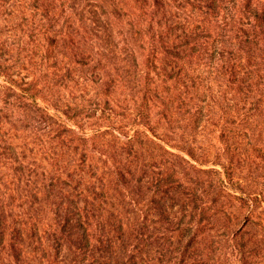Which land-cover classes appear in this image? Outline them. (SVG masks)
<instances>
[{"label":"rangeland","instance_id":"374dc122","mask_svg":"<svg viewBox=\"0 0 264 264\" xmlns=\"http://www.w3.org/2000/svg\"><path fill=\"white\" fill-rule=\"evenodd\" d=\"M64 218L127 264H264V0H0V261L22 228L93 264L43 250Z\"/></svg>","mask_w":264,"mask_h":264},{"label":"trees","instance_id":"16d2710c","mask_svg":"<svg viewBox=\"0 0 264 264\" xmlns=\"http://www.w3.org/2000/svg\"><path fill=\"white\" fill-rule=\"evenodd\" d=\"M63 228L58 231V234L60 235L56 239L58 240L57 246L55 245H48L47 248H43V250H46L49 252V250H52V253H54L55 256H59L62 253V250H64L65 246H68V249H75L78 250L79 253L83 252V255H86L89 257V260L93 262V264H127L125 262L126 256H128L127 251L125 247L122 246V244H119L118 241H120L119 238L116 240L113 239L109 233L103 234V239H100L97 241L96 244L90 243V239L86 236V246L81 245L82 241V234L77 231V227L75 225H72V220L70 218H64V225ZM8 230H2L0 232V240L2 241V244H5L4 237L7 235ZM38 231L34 230L31 232L26 233V230L22 228H14L12 229L8 235H9V242H6V246L9 247L10 253L8 254V257L12 258L11 262H8L7 264H31L28 260L29 253L28 250V241H26L27 238H32L38 236ZM66 245H65V243ZM6 246L3 247L1 251H6ZM32 251L37 253L39 250L42 251L41 247L36 245L34 248H31ZM50 254L45 252L44 257H48ZM8 261V260H7ZM0 264H3L0 261Z\"/></svg>","mask_w":264,"mask_h":264}]
</instances>
